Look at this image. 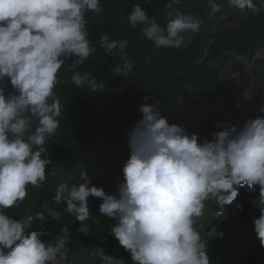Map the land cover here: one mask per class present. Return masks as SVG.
<instances>
[{
  "label": "clouds",
  "instance_id": "obj_1",
  "mask_svg": "<svg viewBox=\"0 0 264 264\" xmlns=\"http://www.w3.org/2000/svg\"><path fill=\"white\" fill-rule=\"evenodd\" d=\"M180 2L166 4L164 25L137 2L128 23L132 28L141 25L143 36L156 48L180 49L191 42L189 33L199 32L202 23L173 9ZM207 2L210 17L223 7L217 0ZM259 4L228 0L229 7L244 13L259 14L264 0ZM102 11V0H0V264H68L67 226L63 236L47 239L42 238L43 229L33 230L36 222L45 224V212L59 220L60 211L43 205V211L25 210L23 216L14 217L9 209L28 197L29 186L41 187L50 174L46 144L60 126L62 99L55 89L67 82L60 74L66 61H71L76 87L104 91L105 84L91 69L79 70L97 52L90 39L88 13L98 16ZM98 43L106 55L119 54L123 63L111 71L127 79L134 71L126 51L128 40L110 39L104 33ZM142 100V117L127 130L130 152L115 193L93 184L99 177L86 169H79L81 182L64 180L57 185L53 199L79 222L76 230L89 233L85 223L93 216L89 197L99 198V213L116 221L108 235L132 264H211L208 240L225 236L212 221L226 220L230 206L242 211L241 190L256 194L258 187V195L250 200L259 212L252 217V232L264 247V107L258 109L261 115L248 118L242 126L217 123L214 127L220 130L208 139L170 124L158 102L147 103L149 96ZM202 219L210 225L203 234L198 227ZM100 264H128V260L105 251L100 253Z\"/></svg>",
  "mask_w": 264,
  "mask_h": 264
},
{
  "label": "trees",
  "instance_id": "obj_2",
  "mask_svg": "<svg viewBox=\"0 0 264 264\" xmlns=\"http://www.w3.org/2000/svg\"><path fill=\"white\" fill-rule=\"evenodd\" d=\"M162 1L165 0H147L152 4ZM217 2L223 7L211 17L207 0H181L177 4V10L202 22L199 32L189 33L191 42H186L180 49H158L153 43L147 47L137 45L136 29L141 30L142 26L132 29L126 24L134 6L131 0H102L103 11L98 16L88 13L90 39L97 52L79 70L91 69V74L105 84L104 91L93 93L87 87H76L69 70L71 61L62 66L61 78L67 82L58 84L55 89L62 99L60 126L46 144L52 160L46 172L52 177L39 188L29 186L28 197L20 203L33 214L43 211V205L62 213L59 220H54L45 212V224L36 222L33 230L43 229L42 238L47 239L63 236L62 229L67 226L70 229L68 264H100V253L105 251L117 258L123 256L128 264H132L128 254L108 235L116 221L107 217L102 222L95 221L93 211L98 210L102 202L99 198L89 205L93 216L85 222L90 230L84 235L76 230L80 225L75 217L64 211L63 203L56 204L53 197L59 183L64 180L74 183V180L71 182L58 176L56 170L60 166L67 171L84 167L100 174L108 170V180L118 185L123 179L122 166L130 152L127 130L142 117L139 111L144 103L142 97L149 96V104L158 102L161 115L167 116L170 124L196 125L200 136L208 139H211L210 133L220 130L214 127L219 122L242 126L248 118L261 115L258 109L264 107V59L258 61L257 54L264 49V10L259 14L244 13L229 7L228 0ZM256 2L260 7L259 0ZM104 33L110 39L128 40L126 51L134 71L127 79L117 77L111 71L122 64L123 59L119 54L106 55L100 48L98 41ZM240 56L247 64L254 59V80L247 84L232 76L241 63ZM244 89L249 92L244 112L233 111V101ZM8 91H12L10 85ZM205 100L209 101L212 110H220L224 103L230 115L226 119L218 115L210 119L205 117L200 125L198 111L210 110L205 106ZM258 193V187L256 194L242 189L238 202L243 205V210L230 206L226 220L222 223L213 220L212 224L218 230L223 229L225 236L208 240L211 264H264V247L255 240L252 232V217L258 216L259 212L251 207L250 200ZM25 210L21 213L15 208L9 209V214L23 216ZM100 240L104 243H99Z\"/></svg>",
  "mask_w": 264,
  "mask_h": 264
},
{
  "label": "rangeland",
  "instance_id": "obj_3",
  "mask_svg": "<svg viewBox=\"0 0 264 264\" xmlns=\"http://www.w3.org/2000/svg\"><path fill=\"white\" fill-rule=\"evenodd\" d=\"M137 2H140L141 5L143 6V8L146 9V13L149 15V17H156L157 22H159L162 25L166 24V22H167L166 13L169 11V9L166 7V4L169 2V0L162 1L159 4L158 3L157 4L156 3L155 4L148 3L147 0H131V5L132 6L135 5ZM173 9L177 10V4H173ZM126 24L129 27H131L128 23V20L126 21ZM135 28H137V26ZM132 29H134V28H132ZM136 35H137V45H139L141 47H147V46H149V44L153 43V42L147 40L143 36L141 30H138V28L136 29ZM240 57H243V56H240ZM254 70H255V64L251 67L246 66V70H244V71H241L237 68L233 71L232 76L237 81H241V82H244L247 84L249 82H252L251 79H252V75H254ZM239 98H240V96L238 94L233 101L234 102V110L233 111H243L244 112L245 106H243V104L241 102H239V101H241V99H239ZM237 101L241 107L240 110L236 109ZM244 102H246V100H244ZM33 126H35V123H33ZM56 173L58 174L59 177H65V178L69 179V181H71V182H72V180L76 181L77 179L81 178V177L79 178L80 173L78 171L76 172V174L74 176L69 175V178H68V171L65 170L63 168V166L58 167L56 170ZM50 177H52V174H49L47 176L46 180L49 179ZM15 209H17L21 213H23L25 210V206L23 204H19V206L16 207Z\"/></svg>",
  "mask_w": 264,
  "mask_h": 264
},
{
  "label": "crops",
  "instance_id": "obj_4",
  "mask_svg": "<svg viewBox=\"0 0 264 264\" xmlns=\"http://www.w3.org/2000/svg\"><path fill=\"white\" fill-rule=\"evenodd\" d=\"M237 20L240 21L241 18L239 16H237ZM263 59H264V57L263 58L259 57L258 61H261ZM246 66H248L247 62L245 60L243 61V59H242L241 63L238 66V69L241 70V71H244V70H246ZM251 80L252 81L254 80V75H252V79ZM239 93H240L239 94V96H240L239 99H241V101H239V102H241L243 104V106H246V102H244V100H246V99L244 97L245 96L249 97V95H248L249 92L244 89L243 91H239ZM207 107L210 109L209 111H206V112L198 111V113H197V115H198L197 117L200 119V123H199L200 125H202V123H204L205 117L210 119L212 116L218 115L220 118L226 119L230 115V113H228L227 108L225 107L224 103L220 107V110H217V109L216 110H212L210 104H207ZM236 109H239V110L241 109L240 105L238 104V101H237ZM184 128L189 133L198 131V129L196 128V125L184 126ZM76 172H77L76 169L69 170L68 171V178H69V175H73L74 176L76 174ZM88 172L93 174L95 177H99L98 179L94 180V183L92 182L93 184H95L97 187H103L107 193H115L117 185H115L114 181L108 180V175H107L108 174V170L102 171L101 174L100 173H93L92 171H89V170H88ZM79 173H80V170H79ZM79 178H80V174H79ZM73 182L74 183H79V182H81V178L77 179L76 181H73ZM96 199L97 198L89 197V201H88L89 205L92 202H94ZM211 207L213 208V204L211 205ZM93 213L95 214V221H97V222H102L103 221L104 216L102 214H100L98 210L95 209L93 211ZM208 226H209L208 221L207 220H203V219L200 221V223L198 225V227H199V229H200L202 234L205 231H207Z\"/></svg>",
  "mask_w": 264,
  "mask_h": 264
},
{
  "label": "built area",
  "instance_id": "obj_5",
  "mask_svg": "<svg viewBox=\"0 0 264 264\" xmlns=\"http://www.w3.org/2000/svg\"><path fill=\"white\" fill-rule=\"evenodd\" d=\"M263 54L264 55V49H262L258 54H257V56L259 57V55L260 54ZM254 65V59H252L249 63H248V66H253ZM88 174V176L91 178V179H93V178H95V177H93V176H91L89 173H87Z\"/></svg>",
  "mask_w": 264,
  "mask_h": 264
},
{
  "label": "water",
  "instance_id": "obj_6",
  "mask_svg": "<svg viewBox=\"0 0 264 264\" xmlns=\"http://www.w3.org/2000/svg\"><path fill=\"white\" fill-rule=\"evenodd\" d=\"M260 57L263 58V54H260ZM242 59V58H241ZM84 169V167H81L80 170L82 171Z\"/></svg>",
  "mask_w": 264,
  "mask_h": 264
}]
</instances>
